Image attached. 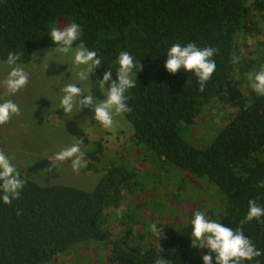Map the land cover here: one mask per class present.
Listing matches in <instances>:
<instances>
[{
    "label": "trees",
    "instance_id": "16d2710c",
    "mask_svg": "<svg viewBox=\"0 0 264 264\" xmlns=\"http://www.w3.org/2000/svg\"><path fill=\"white\" fill-rule=\"evenodd\" d=\"M57 20L60 27L80 25L74 46L83 42L96 51L98 80L109 69L115 78L120 52L133 56L137 83L126 93L131 111L123 114L133 142L153 161L212 184L222 199L219 215L209 213L208 219L243 227L262 253L243 264H264V217L240 225L249 200L264 208V187H259L264 181V96L251 89L249 80L264 56V0H0V62L12 52L21 54L18 64H25L32 52L55 47L49 34ZM176 43L217 49L212 57L216 70L204 92L193 73L173 75L165 69L167 50ZM237 87L243 94L233 93V112L208 145L198 149L186 144L182 135L203 109ZM83 153L87 163L81 171L97 172L93 163L100 144L94 142ZM134 177L124 165H111L92 191H83L41 186L21 175L26 184L20 198L11 204L0 200V264H49L73 244L88 240L107 247L105 264H154L160 257L172 264H203V255L192 256V216L158 239L141 230L130 211L139 206L130 203L137 201V196L130 201L137 191Z\"/></svg>",
    "mask_w": 264,
    "mask_h": 264
},
{
    "label": "rangeland",
    "instance_id": "374dc122",
    "mask_svg": "<svg viewBox=\"0 0 264 264\" xmlns=\"http://www.w3.org/2000/svg\"><path fill=\"white\" fill-rule=\"evenodd\" d=\"M61 24L62 21L57 20L55 27H60ZM254 41L256 39L251 40ZM51 48L32 52L29 62L21 64L30 74L29 83L24 89L13 96H4L3 89L0 88V102L11 99L20 107V115L13 116L8 123L0 126V149L6 155L14 157L12 163L21 175L41 186L61 184L92 191L104 169L111 165H124L135 173L137 191L129 199L131 201L137 196V201L129 202L134 204L131 208L139 205L130 211L137 216L141 230H150L149 225L155 222L163 235L168 229L177 230L186 225L197 210L203 211L207 218L209 213L218 216L222 198L216 188L207 183L205 178H197L174 166L153 161L150 153L145 152L140 145H135L131 138V127L123 117L114 118L113 128L106 130L92 119L94 113L91 109L83 108L78 111L76 106L73 113L67 115L63 109H59L62 96L59 88L62 83H77L85 94L89 85L88 82L77 80L75 74L78 69L67 58L51 52L47 54ZM260 52L264 54V45ZM34 53L38 59L33 61ZM258 65L256 72L264 69V56ZM6 72V66L0 62V80ZM61 74L62 81L59 77ZM90 81L94 98L104 99L94 72L90 75ZM234 92L237 97L243 94L240 88H234L232 94L225 93L221 101H212L203 109L195 124L182 135L186 144L198 149L208 145L233 112ZM78 142L82 152L91 150L94 142L100 144L101 154L98 161L93 163L97 172H82L85 166L74 172L70 161L62 163L57 170H46L50 166L48 155ZM140 198L141 202L138 201ZM106 249L103 242L88 240L75 243L57 255L56 262L49 264H105ZM205 254H209L208 249L195 248L192 252L195 258Z\"/></svg>",
    "mask_w": 264,
    "mask_h": 264
},
{
    "label": "clouds",
    "instance_id": "9594fccd",
    "mask_svg": "<svg viewBox=\"0 0 264 264\" xmlns=\"http://www.w3.org/2000/svg\"><path fill=\"white\" fill-rule=\"evenodd\" d=\"M81 33L82 28L75 22L68 23L63 27H53L50 30L49 37L55 47L49 49L47 54L51 52L67 58L71 65L78 69L75 74L77 80L88 82L89 85L88 92L85 94L84 89L78 87L77 83H62L59 88L62 93L59 109H63L65 115L73 113L76 106H78V111L83 108L91 109L94 113L92 119L104 129L111 130L114 118H122L123 114L131 111L126 102V93L136 86L137 81L136 78H133V73L137 65L129 52H120L115 61L118 64L115 78H113L112 70L109 69L105 70L102 79L96 82L104 99L94 98L91 92L90 75L100 67L101 60L97 57L96 51L86 48L83 42L74 47L75 42L80 39ZM216 52L217 49L213 47L200 48L194 43H188L185 46L176 43L167 50L164 67L167 72L173 75L180 70L185 73H193L198 80V90L204 92L206 83L216 70V63L212 59ZM20 58V53L9 52L4 62L7 72L0 80V88L3 89L4 96L15 95L29 83L30 74L25 71L23 65L17 63ZM32 58L33 61L38 59L35 53ZM236 62H238V58H234L233 63ZM140 70L141 65L139 64ZM59 77L62 81L63 74ZM70 79L71 77L68 80ZM249 80L251 89L256 94L264 96V69L250 74ZM18 115H20V107L13 100L5 99L0 102V126L8 123L13 116ZM83 156L80 143L71 144L47 156L50 166L46 170H57L62 163L70 161L72 170L78 172L87 163ZM13 159L14 157L6 155L0 149V200L4 204H11L13 200H18L21 190L26 184V181L21 178V173L12 163ZM259 187H264V181H261ZM17 215H20V212H17ZM261 217H264V208L258 206L255 200H249L247 215L240 221V225L243 226L254 219L261 221ZM190 223L192 228L191 247L209 250V254L202 257L203 264H213L212 254H215V264H243L244 261H252L262 255L253 242L245 236L243 227L235 229L225 227L220 222L208 219L206 214L199 210L193 213ZM149 229L157 239L162 236L163 232L157 228L155 222L149 225ZM154 264H172V260L160 257L155 259Z\"/></svg>",
    "mask_w": 264,
    "mask_h": 264
}]
</instances>
